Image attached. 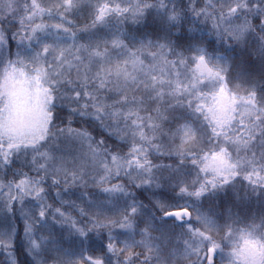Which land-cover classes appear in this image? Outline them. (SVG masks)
<instances>
[{
    "label": "snow or ice",
    "instance_id": "6c2138e0",
    "mask_svg": "<svg viewBox=\"0 0 264 264\" xmlns=\"http://www.w3.org/2000/svg\"><path fill=\"white\" fill-rule=\"evenodd\" d=\"M0 256L264 264V0H0Z\"/></svg>",
    "mask_w": 264,
    "mask_h": 264
},
{
    "label": "trees",
    "instance_id": "16d2710c",
    "mask_svg": "<svg viewBox=\"0 0 264 264\" xmlns=\"http://www.w3.org/2000/svg\"><path fill=\"white\" fill-rule=\"evenodd\" d=\"M243 54L244 53L241 52L240 50H237L236 52L232 53L233 57H235V58H239ZM3 260H4V257L0 256V262H2ZM20 264H25V258L24 257H20Z\"/></svg>",
    "mask_w": 264,
    "mask_h": 264
}]
</instances>
